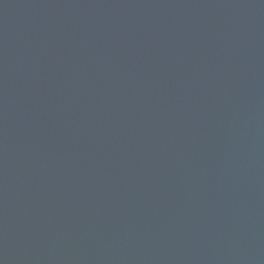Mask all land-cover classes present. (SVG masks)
Segmentation results:
<instances>
[{
    "label": "water",
    "instance_id": "water-1",
    "mask_svg": "<svg viewBox=\"0 0 264 264\" xmlns=\"http://www.w3.org/2000/svg\"><path fill=\"white\" fill-rule=\"evenodd\" d=\"M0 264H264V0H0Z\"/></svg>",
    "mask_w": 264,
    "mask_h": 264
}]
</instances>
